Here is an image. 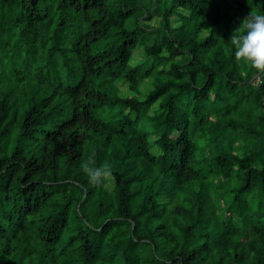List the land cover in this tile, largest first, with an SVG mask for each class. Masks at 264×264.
Here are the masks:
<instances>
[{
    "label": "trees",
    "instance_id": "trees-1",
    "mask_svg": "<svg viewBox=\"0 0 264 264\" xmlns=\"http://www.w3.org/2000/svg\"><path fill=\"white\" fill-rule=\"evenodd\" d=\"M250 12L0 0V264H264V69L230 41Z\"/></svg>",
    "mask_w": 264,
    "mask_h": 264
},
{
    "label": "clouds",
    "instance_id": "clouds-1",
    "mask_svg": "<svg viewBox=\"0 0 264 264\" xmlns=\"http://www.w3.org/2000/svg\"><path fill=\"white\" fill-rule=\"evenodd\" d=\"M230 41L234 47L235 57L259 69H264V13L250 12L236 29ZM110 170L107 166L89 170V178L93 183L107 178Z\"/></svg>",
    "mask_w": 264,
    "mask_h": 264
},
{
    "label": "rangeland",
    "instance_id": "rangeland-1",
    "mask_svg": "<svg viewBox=\"0 0 264 264\" xmlns=\"http://www.w3.org/2000/svg\"><path fill=\"white\" fill-rule=\"evenodd\" d=\"M145 56H144V52L140 51V50H136L135 51V59L134 61L136 60H141L143 59Z\"/></svg>",
    "mask_w": 264,
    "mask_h": 264
}]
</instances>
